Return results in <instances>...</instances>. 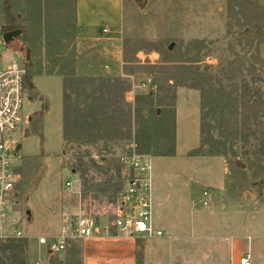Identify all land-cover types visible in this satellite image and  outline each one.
<instances>
[{"label":"rangeland","instance_id":"374dc122","mask_svg":"<svg viewBox=\"0 0 264 264\" xmlns=\"http://www.w3.org/2000/svg\"><path fill=\"white\" fill-rule=\"evenodd\" d=\"M8 5L22 31L12 48L28 61L31 83L25 122L13 134L21 179L12 218L23 235L0 240V264H26L30 236L44 233V213L61 210L60 200L73 225L85 216L112 228L133 155L153 162L158 224L184 229L175 234L181 243L190 238L185 262L209 256L219 264L227 242L236 263L250 242L253 264H264L262 10L250 0H124L112 46L108 37L79 40L76 0H0L4 24ZM102 78L114 80L94 81ZM181 92L195 94L201 119L199 145L183 154L175 129ZM103 103L111 105L96 117ZM50 257L80 264V244L71 259Z\"/></svg>","mask_w":264,"mask_h":264},{"label":"crops","instance_id":"0c3cea01","mask_svg":"<svg viewBox=\"0 0 264 264\" xmlns=\"http://www.w3.org/2000/svg\"><path fill=\"white\" fill-rule=\"evenodd\" d=\"M123 18L124 0H76V19L81 42L91 43L108 37L112 46H117L122 34ZM112 55L116 61L121 58L118 52ZM180 96L184 97L179 98V104L176 107L175 129L178 139H182V142L178 141V153L183 154L192 151L199 145L201 119L200 110L198 109L199 105L195 104L197 102L195 94L189 93L187 95L181 92ZM180 100L183 101V106L180 105ZM187 102H190V104L186 105ZM187 135H192L190 142L186 138ZM18 194L19 191L16 193V199ZM155 204L158 208L161 205V199L160 195L153 191L154 226L156 229L162 230L165 234L164 236L148 238L138 235L131 237L119 234L113 226L112 228L104 227L99 229L96 236L88 239L70 236L67 240L66 250L59 254L62 256L66 255V259H71L73 247L76 243H79L80 264H188L184 260H189L190 257L184 253V250L189 249L190 238H184L187 242L181 243L175 234L184 233V229L177 226L173 227V229H168L159 225L157 222L158 211L155 213L154 209ZM61 207L64 210L60 200L61 210L55 208L54 215H51L49 210L44 213L42 230L44 233L39 235L38 239L32 235L30 236L26 253V264H51L50 256H54V254L48 248L46 249V245L40 244L39 240L43 237L55 239L62 234L64 229L73 225V223L69 222L68 216L62 213ZM203 244L205 245L206 242H203ZM244 245H246L248 253H251L249 250L251 243ZM230 246L232 245L225 243V249L228 251L226 254H221L222 258L219 264H239L240 259L235 263V252L233 250L230 251L231 255H229ZM234 247L233 244V249ZM36 255L42 257L41 261L33 262V258ZM208 258L209 256L204 257L205 260ZM205 260L201 263L195 262V264H207V262L211 264V259Z\"/></svg>","mask_w":264,"mask_h":264},{"label":"built area","instance_id":"2783aa9c","mask_svg":"<svg viewBox=\"0 0 264 264\" xmlns=\"http://www.w3.org/2000/svg\"><path fill=\"white\" fill-rule=\"evenodd\" d=\"M10 54H16V60ZM27 62L21 54L10 49L0 21V240L20 238L23 235L12 220V204L16 200L17 186L21 179L16 171L18 147L13 134L25 122L23 109L27 95L26 78L29 76ZM127 165L132 175L119 203L113 227L119 234L131 237L164 236V232L154 226L153 162L146 155H133L127 159ZM208 196V191H204V206H208ZM98 231L95 219L81 216L75 225L64 229L59 237H43L39 241L48 246L51 253L59 254L66 250L70 236L88 239L96 236ZM239 264H253L251 254L242 256Z\"/></svg>","mask_w":264,"mask_h":264},{"label":"trees","instance_id":"16d2710c","mask_svg":"<svg viewBox=\"0 0 264 264\" xmlns=\"http://www.w3.org/2000/svg\"><path fill=\"white\" fill-rule=\"evenodd\" d=\"M251 3H253V5H256L258 6L261 10H262V13L259 11L256 13L255 15V18H260V19H264V0H250ZM6 15L8 17L9 20H11V14H10V9H9V5L8 7L6 8ZM260 19H257V20H260ZM114 79H111V78H102V79H94V81H103V82H112ZM115 82L117 83H121V80L118 79V78H115ZM26 83H27V86L29 85L30 86V83H31V78L30 77H27L26 78ZM128 89H124V91L126 92ZM110 103H112V101H110ZM110 103H103V104H98L95 106L94 110L92 111L93 113H95L96 117H99L98 115V112L99 113H102V112H107V109L106 107L108 105H111ZM91 106V104H89ZM90 106H87V110H91ZM97 113V114H96Z\"/></svg>","mask_w":264,"mask_h":264},{"label":"flooded vegetation","instance_id":"af4514ba","mask_svg":"<svg viewBox=\"0 0 264 264\" xmlns=\"http://www.w3.org/2000/svg\"><path fill=\"white\" fill-rule=\"evenodd\" d=\"M7 16V15H6ZM7 18V20H8V24H4V23H1L2 24V27L4 28L5 27V29H3V31H4V36H10V39H11V41H10V43H8L9 44V47H10V49L14 52V53H19V54H21L22 56H23V54H22V52L21 51H17V50H15L14 48H12V45H16V39L18 38V36H20V35H18V36H16L15 34H16V32L19 30H17L12 24H11V21L8 19V17H6ZM24 57V56H23Z\"/></svg>","mask_w":264,"mask_h":264},{"label":"water","instance_id":"95a60500","mask_svg":"<svg viewBox=\"0 0 264 264\" xmlns=\"http://www.w3.org/2000/svg\"><path fill=\"white\" fill-rule=\"evenodd\" d=\"M138 3H142L143 2V0H136ZM22 34V31L21 30H18L17 32H16V36H18V35H21ZM5 39H6V41H7V43H10V41H11V39H10V36H5ZM171 48H173V46H171ZM59 62V58H57L56 59V63H58ZM20 148H21V146H18V151L20 150ZM248 194L251 196V197H253V194H251L250 192H248ZM255 197V196H254Z\"/></svg>","mask_w":264,"mask_h":264}]
</instances>
